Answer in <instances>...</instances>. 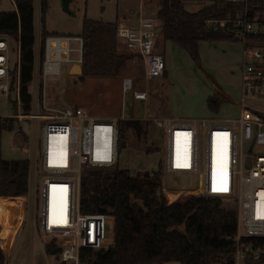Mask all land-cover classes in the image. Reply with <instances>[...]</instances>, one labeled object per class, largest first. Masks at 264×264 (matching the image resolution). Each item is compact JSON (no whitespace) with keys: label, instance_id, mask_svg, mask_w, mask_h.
<instances>
[{"label":"built area","instance_id":"obj_1","mask_svg":"<svg viewBox=\"0 0 264 264\" xmlns=\"http://www.w3.org/2000/svg\"><path fill=\"white\" fill-rule=\"evenodd\" d=\"M226 1L241 3L243 8L234 15L227 12L222 17L206 18L203 30L229 28L242 43L238 94H229L235 98L231 105L236 106L238 114L236 118H152L163 135L161 171L181 173L195 181L189 187L164 186L162 194L168 203L180 194L186 198L200 196L228 202L229 206L217 207L232 211L235 216L234 253L230 264H264L261 260L264 243L242 241V237L264 238V66L261 62L264 45L252 42V37L260 32V25L255 17L248 15L249 0ZM156 27L150 17H140L136 23L129 17L114 20L115 36L138 56L145 77H161L165 72L164 56L155 50L159 37ZM73 40L77 41L76 46H71ZM81 44L79 36L35 32L34 95L30 92V106L23 107L16 84L13 99L19 111L10 116L18 122L29 119L37 130L29 159L26 196L32 200L33 222L39 232L55 239L59 259L70 264H79L82 248L99 250L113 244V216L81 211L80 181L83 171L116 165L118 121L126 119L122 115L98 119L80 107L46 104V79L60 74L61 64L71 62L72 52L77 53L76 60L80 61ZM11 50L8 37L0 35V97L8 99L12 93ZM120 88L122 101L126 92L133 100L147 97L146 91L137 89L128 76L121 79ZM107 239L112 240L111 245L105 243Z\"/></svg>","mask_w":264,"mask_h":264},{"label":"trees","instance_id":"obj_2","mask_svg":"<svg viewBox=\"0 0 264 264\" xmlns=\"http://www.w3.org/2000/svg\"><path fill=\"white\" fill-rule=\"evenodd\" d=\"M41 9L46 0H39ZM186 0H158L155 10L160 20L158 27L162 40H169L184 49L190 58L199 60L198 42L235 41L229 29L206 32L203 22L209 17L233 15L243 8L241 3L226 0H208L196 10L185 6ZM15 10H0V35L10 37L16 44L18 60L11 69L10 90L18 85L23 107L30 106L29 84L33 79L34 64V0H13ZM248 15L255 17L260 32L252 42L264 45V0H249ZM50 35V34H44ZM65 35V34H53ZM70 36V35H68ZM81 73L87 76H116L136 57L115 36L114 20L102 21L86 17L81 21ZM141 62V61H140ZM165 74V72H164ZM224 99H211L208 106L218 110ZM13 108L16 101L10 97ZM13 121L0 119V130L10 129ZM118 150L128 142L130 134L146 139L147 123L138 119L118 121ZM160 164L154 170L130 173L114 165L106 169H90L81 176L80 209L83 212H102L113 216V244L99 250L82 248L79 264H230L233 260L235 216L217 205L209 206L203 197H188L167 202L162 194ZM29 159L0 158V195L25 196L28 192ZM0 198V223L8 215H15V205L4 208ZM14 202V201H13ZM182 226V228H180ZM6 245L9 240L2 235ZM242 241L264 243V238L242 237ZM45 251L54 256L52 264H70L59 259L55 239L44 244ZM264 261V255L261 257Z\"/></svg>","mask_w":264,"mask_h":264},{"label":"rangeland","instance_id":"obj_3","mask_svg":"<svg viewBox=\"0 0 264 264\" xmlns=\"http://www.w3.org/2000/svg\"><path fill=\"white\" fill-rule=\"evenodd\" d=\"M46 2V7L41 9L40 1L34 0V30L37 33L39 24L42 35L77 36L80 34L84 15L102 21H113L118 13L125 14L130 9L137 10L141 3L149 5L148 11L143 7L145 13L153 19L155 26H160V20L155 13L158 0H69V12L63 10L61 0ZM207 2L208 0H186L185 6L189 10H196ZM0 4L3 9L11 6L10 0H2ZM37 36L38 34L35 37ZM8 39L10 46H13L10 56L14 65L17 55L16 44L10 37ZM158 42L161 43L160 40ZM76 45L77 41L73 40L71 46ZM155 50L162 52L168 63L167 74L161 77H145L142 63L132 58L128 61L127 67L116 76H87L79 80L77 72L69 70V74L66 73V68L70 69L71 66L67 67V64L62 63L60 74L53 75L45 81V101L50 107H80L98 119L122 115L126 119H138L147 123L148 133L143 142L139 143V140L130 134L126 145L118 151L116 166L126 168L132 174L156 169L163 158V135L152 123V118L159 116L183 119L210 116L236 118L238 114L235 105L220 103L218 110L214 111L209 108L208 102L211 99H224V94L237 96L242 64L240 41L202 40L198 43V61L190 58L184 49L173 42H166L164 50L158 44ZM76 55V52L71 53L72 60L68 65L80 64V61L76 60ZM261 62L264 66V60ZM125 76L132 78L137 89L146 91L145 100H133L131 94L126 92L122 101L120 81ZM28 87L29 92L34 95L33 81ZM14 92L15 89L11 93L12 99ZM18 111L19 106L13 108L8 98L0 97V119L7 117L9 121H13L10 129L0 130L2 159L32 157L37 130L29 119L18 122L10 117ZM22 145L28 149L25 154L22 152ZM73 166H76L75 160ZM84 174L83 171L82 175ZM161 181V191L164 186L189 187L195 182L181 173L163 172ZM186 197L180 194L177 199ZM0 198L14 201L16 208L15 215L5 220L2 228L4 230L6 226H10L12 229L13 224L14 231L6 245L3 246L4 240L0 238V264H52L55 261L54 256L42 252L44 242L50 238L43 236L33 222V206L30 203L32 200L26 195L7 197L0 195ZM206 203L209 206H229L228 202L220 199H209ZM52 205L50 202V207ZM1 227L0 223V229ZM5 251L8 252V258Z\"/></svg>","mask_w":264,"mask_h":264},{"label":"crops","instance_id":"obj_4","mask_svg":"<svg viewBox=\"0 0 264 264\" xmlns=\"http://www.w3.org/2000/svg\"><path fill=\"white\" fill-rule=\"evenodd\" d=\"M1 1L2 0H0V3H1ZM1 5V4H0ZM10 7L9 8H1L0 7V10H3V11H11V10H15V4H14V2H13V0H10ZM143 7H146V10L148 11V9H149V5H143L142 3L141 4H139L138 5V7H137V10H134V9H130L129 10V12H126L125 14H117V16L115 17V19L117 18V17H123V16H121V15H126V16H128L129 18H131V20H132V22L133 23H136L137 22V20H138V18H140V17H148L147 16V13H145L146 11H145V8H143ZM34 20H35V15H34V18H33V25H34ZM38 23H39V20H38ZM34 28H35V26H34ZM39 28H40V26H39V24H38V30H37V32L39 31ZM35 31L36 30H34V35H35ZM161 41V43H159L158 41ZM202 41V40H201ZM166 42H171V41H169V40H162L161 39V36H159L158 38H157V40H156V43H155V48H156V46L159 44L160 45V47L161 48H163V50H164V45L166 44ZM200 42V41H199ZM198 42V43H199ZM15 43V42H14ZM16 44V43H15ZM11 47H12V50H13V46L11 45ZM33 49H34V45H33ZM16 50H17V44H16ZM17 52V55H16V59H15V61H14V64L16 63V61H17V58H18V50L16 51ZM163 56H164V54L162 53V52H160ZM11 54V53H10ZM11 57V56H10ZM76 58L78 57V55H76L75 56ZM65 64H67L66 66L68 67V66H73L74 64H69L68 65V63H65ZM76 64H78V63H76ZM168 66V63L165 61V74L164 75H166L167 74V67ZM69 68H66V73H68L69 74ZM29 89V88H28ZM233 95V94H232ZM224 96L226 97V99L225 100H223L221 103H226L227 105H231V104H234L233 102H234V99L235 98H233V96H231V95H229V94H224ZM109 118H112V117H109ZM108 119V118H107ZM27 147L26 146H24V145H22V152L25 154V153H27ZM24 158H26V157H24ZM24 158H18V159H24ZM3 206H4V208H9L10 206H12V205H15V203L12 201V200H10L9 198H6L5 200H3ZM14 215H8L6 218H5V220L7 219V218H9V217H13ZM5 220H4V223H5ZM10 224V222L8 223V225ZM4 225V224H3ZM3 228V227H2ZM14 231V228H13V224H12V229H10V226L8 227V226H6L5 227V229L3 230L2 229V231H1V233H2V235L3 236H5L8 240H10V237H11V235H12V232ZM3 239V238H2ZM32 239V238H31ZM38 241V240H37ZM46 242V241H45ZM45 242H44V244H45ZM3 243H5V241H3ZM6 243H8V242H6ZM38 244V243H37ZM44 244H43V250H42V252L43 253H45V254H48L46 251H45V248H44ZM17 253V252H16ZM5 256H6V258H8V252H6L5 251ZM5 258V259H6ZM168 263H170V262H168ZM167 263V264H168ZM161 264H166V263H161Z\"/></svg>","mask_w":264,"mask_h":264},{"label":"water","instance_id":"obj_5","mask_svg":"<svg viewBox=\"0 0 264 264\" xmlns=\"http://www.w3.org/2000/svg\"><path fill=\"white\" fill-rule=\"evenodd\" d=\"M68 3H69V0H61L62 8H63L64 11H67V12H69ZM70 71H75V72H77V74H80L81 73V64H74L70 68ZM105 243L107 245H111L112 244V240L111 239H107L105 241Z\"/></svg>","mask_w":264,"mask_h":264},{"label":"bare ground","instance_id":"obj_6","mask_svg":"<svg viewBox=\"0 0 264 264\" xmlns=\"http://www.w3.org/2000/svg\"><path fill=\"white\" fill-rule=\"evenodd\" d=\"M52 208L54 207V205L51 206Z\"/></svg>","mask_w":264,"mask_h":264}]
</instances>
